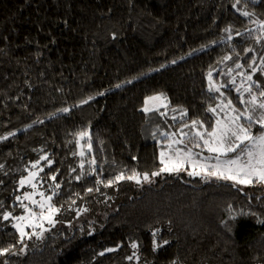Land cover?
<instances>
[{"label": "trees", "instance_id": "1", "mask_svg": "<svg viewBox=\"0 0 264 264\" xmlns=\"http://www.w3.org/2000/svg\"><path fill=\"white\" fill-rule=\"evenodd\" d=\"M243 2L253 19H264V0ZM233 3L0 0V136L14 133L0 140V213L24 214L15 197L31 188L18 181L42 155L53 163L40 162L38 190L47 195L50 183L61 185L51 201L61 208L57 223L43 239H26L24 254L0 262L129 264L136 243L140 264H264V186L241 188L187 172L161 173L147 184L98 183L121 171H157L162 145L150 139L153 131L192 120L211 129L215 118L207 109L219 101L208 90L209 70L228 83L222 74L236 62L247 67L248 57L264 54L253 36H236L255 25ZM249 47L256 52L246 54ZM226 55L232 60L221 63ZM158 94L169 103L164 115L144 112L146 98ZM227 96L237 102L232 89ZM82 130L91 132L97 172L72 183L75 134ZM11 244L19 250L18 232L0 218V247Z\"/></svg>", "mask_w": 264, "mask_h": 264}, {"label": "snow or ice", "instance_id": "2", "mask_svg": "<svg viewBox=\"0 0 264 264\" xmlns=\"http://www.w3.org/2000/svg\"><path fill=\"white\" fill-rule=\"evenodd\" d=\"M255 2V0H253ZM233 7L243 17L249 18V23L255 25V28H246L245 32H236V36H243L245 33L253 36L257 44H261L264 48V19H253L255 13L246 10L247 2L242 0H234ZM229 33L227 40L233 39L231 27L224 29ZM213 44L218 43L213 41ZM245 53H255L253 47L246 48ZM239 56V54H237ZM232 60L231 55H226L222 58L223 61ZM176 61H172L175 63ZM239 70V71H237ZM250 70V71H249ZM235 71V75L233 72ZM259 72L264 76V54L252 55L248 57L247 69L245 64L236 62L234 68H229L227 73L222 75L228 76V83L221 81L217 83L213 79V72L210 69L208 72V90L217 94L215 97L219 102L215 106L209 105L207 111L215 116L214 122L211 124V129L205 126L204 121L192 120L190 123H185L177 131L165 132L163 135L167 137L166 146L162 145L159 152L160 168L157 171L149 174L148 172H137L131 170V174L126 175L124 171L115 175L112 179H101L99 184L105 187H110L121 180L135 181L137 184L141 181L151 182V177L159 176L161 173H180L187 172L189 176H202L205 179L215 177L217 180L230 181L234 186L240 185H261L264 186V85H261L259 80L254 79L255 74ZM239 77V82H237ZM117 88L121 85L117 84ZM232 89L237 94V103L242 107H237L231 97L225 94L224 90ZM102 94V93H101ZM93 97H88V100ZM88 100H83L81 103H88ZM167 98L163 94L149 96L145 100L144 112L159 111V106L167 107ZM63 112H68V108L61 109ZM175 111V109H173ZM181 119L187 115L186 109H181ZM164 115V113H160ZM173 119H176L173 116ZM259 126V130L254 133L253 129ZM189 129V131H185ZM14 133H8L12 136ZM79 140L87 138V146H80L78 155L81 157L79 167L85 166L84 157L86 152L90 153L92 149V135L89 130H82L75 134ZM8 136H0V140L8 139ZM205 151L208 155H205ZM77 155V153H73ZM41 161H47L46 166H50L53 161L47 155H42L32 164L26 176H22L18 181L19 187L24 188L25 185L36 191H25L22 196H16L15 200L19 201V207L23 209L24 214L13 215L11 211H3L0 213V218L4 221L10 219L14 221L12 225L18 232L19 250L15 244L8 247H0V257L9 254L21 255L24 254L28 245L25 240H31L33 237L43 239L44 233L50 231V227L46 228L45 223L49 226H54L57 221L55 215L61 211L60 207H56L51 203L53 198L58 194L60 183L49 184L48 188L51 192L46 195L45 191H38L37 178L39 173L43 171V167H38ZM90 165L89 175L97 172V161L93 155L88 161ZM0 164V170L3 169ZM32 169H38L33 171ZM76 171V169H72ZM99 175V173H97ZM76 180L81 179V175L74 177ZM51 181H56V176L49 177ZM3 183V181H0ZM88 193L93 191L92 188L86 189ZM99 191V188L96 189ZM39 195L40 199L35 197ZM77 195H79L77 193ZM28 201L29 203H25ZM74 204L75 201H72ZM30 205H37L38 211L34 210ZM3 207V202L0 201V208ZM79 211L87 212V208ZM26 229H30L27 231ZM168 243V241H164ZM131 247L137 249L138 245L132 243ZM159 247V245H156ZM115 249H106L111 252ZM104 253H100L103 255ZM127 260H139V256L133 252L132 255L126 257ZM0 264H8L7 260ZM175 264V262H173Z\"/></svg>", "mask_w": 264, "mask_h": 264}, {"label": "rangeland", "instance_id": "3", "mask_svg": "<svg viewBox=\"0 0 264 264\" xmlns=\"http://www.w3.org/2000/svg\"><path fill=\"white\" fill-rule=\"evenodd\" d=\"M246 67V66H245ZM246 69H247V67H246ZM250 71V70H249ZM236 74V73H235ZM235 74H233V75H235ZM213 79L217 82V83H220L221 81H219L217 78H215L214 77V75H213ZM254 79H257V80H259V82H260V84L261 85H264V76H262L261 75V73H259V72H257L256 74H255V76H254ZM237 82H239V77H237ZM225 83V82H224ZM225 91V94L227 95V90H224ZM232 99V98H231ZM233 100V99H232ZM166 103H167V106H168V101H166ZM233 103H235L236 104V106L237 107H242V105H239L237 102H235L234 100H233ZM144 107H145V105H144ZM166 108L167 107H164V106H159V112H162V113H165L166 112ZM212 115L214 116V114L212 113ZM163 117H165V116H163ZM214 118H215V116H214ZM176 120V119H175ZM174 120V121H175ZM182 127V126H181ZM181 127H170V129H168V130H166V131H164V132H156L155 133V135L153 136L152 134H153V132H151V136H150V139H152V141H158L161 145H164V146H166V143H167V139L166 140H162V138H164L165 136L163 135V133H165V132H173V131H177L179 128H181ZM259 127V126H258ZM258 127H255L254 129H253V131H254V133L256 132V130H257V128ZM210 130V129H209ZM185 131H189V129H185ZM148 139V138H147ZM149 140V139H148ZM81 145H84L85 146V148H86V146H87V138H85L84 140H79L78 141V144H77V147L79 146V150H80V146ZM76 147V148H77ZM79 150H78V153H79ZM91 153V152H90ZM90 153H88V152H86V156L83 158L84 159V161H85V166H84V168L83 169H81L80 167H79V164H80V161H81V157L78 155V156H76L75 157V155H74V157H73V159H72V161H71V164H70V171H69V181L70 182H79V181H82L83 179H85L86 177H88V176H90L89 175V171H90V165H89V163H88V161L91 159L90 157H89V155H90ZM205 155H208V153L205 151ZM72 169H76V171H72ZM94 173H92L91 175H93ZM76 175H81V179L80 180H76L74 177L76 176ZM204 178V177H203ZM213 179H216L215 177H212ZM217 180V179H216ZM37 182V181H36ZM147 183H149V182H147V181H141V184H147ZM247 186H249V185H240V186H238V187H241V188H245V187H247ZM31 191H36V190H33V189H30V191L29 192H31ZM39 191V190H38ZM37 200H39L40 199V197H39V195H37L36 197H35ZM27 203H29L28 201H26ZM33 206H35V207H37V211H38V206L37 205H33ZM58 215V213L55 215V216H57ZM1 220H2V218H1ZM14 224V221H12L11 219L9 220V221H4V220H2V225L3 226H7V225H9V226H12ZM48 225L45 223V227H47ZM136 250L137 249H134V252H136ZM129 264H140V262L138 261V260H135V259H133V260H130V263Z\"/></svg>", "mask_w": 264, "mask_h": 264}]
</instances>
